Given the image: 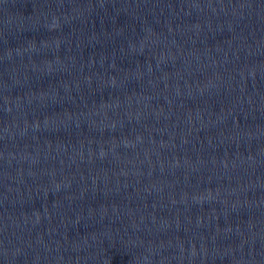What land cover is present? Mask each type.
<instances>
[{"label":"water","instance_id":"obj_1","mask_svg":"<svg viewBox=\"0 0 264 264\" xmlns=\"http://www.w3.org/2000/svg\"><path fill=\"white\" fill-rule=\"evenodd\" d=\"M0 264H264V0H0Z\"/></svg>","mask_w":264,"mask_h":264}]
</instances>
